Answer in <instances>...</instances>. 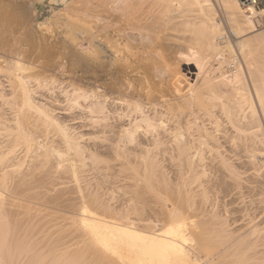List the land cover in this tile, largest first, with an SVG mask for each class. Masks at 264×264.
<instances>
[{
  "label": "bare ground",
  "instance_id": "1",
  "mask_svg": "<svg viewBox=\"0 0 264 264\" xmlns=\"http://www.w3.org/2000/svg\"><path fill=\"white\" fill-rule=\"evenodd\" d=\"M83 1L86 12L73 22L88 29L84 53L98 63L101 48H113L118 80L92 77L79 88L39 77L24 60H0V264H199L186 208L200 204L210 222L204 249L230 242L234 234L210 203L209 187L223 181L214 170L240 186L242 165L257 168L264 158V33L237 42L235 54L217 19L222 14L238 39L255 30L243 0ZM221 44L236 58L232 92L210 87L219 112L203 125L192 112L169 113L168 103L195 101H182L187 91L177 84L187 75L173 69L180 58L225 56ZM23 49L19 56L29 58ZM171 193L176 221L163 208ZM263 254L244 239L215 264H264Z\"/></svg>",
  "mask_w": 264,
  "mask_h": 264
},
{
  "label": "rangeland",
  "instance_id": "2",
  "mask_svg": "<svg viewBox=\"0 0 264 264\" xmlns=\"http://www.w3.org/2000/svg\"><path fill=\"white\" fill-rule=\"evenodd\" d=\"M257 2L258 4L256 5V8H254L253 5L249 4L241 5V11L253 20L256 28L253 31L251 30L250 32H247V34H245V32L240 39L233 35L231 31L232 29H230L231 27L228 26V23L227 25L225 24L227 22V20L223 19L225 17H223L222 14H219L220 16H218V23L221 25L224 24V28L226 30L225 32H227L231 40L230 42L233 45L235 54L239 52L237 42L253 41L255 40V37H257L260 33H264V13L262 12L264 10V1L257 0ZM67 4H70L69 7ZM85 7V1L83 0H67L66 4L60 2L56 3L53 0H0V60L4 61L7 59L6 61L8 62L24 60L31 69L33 68V71H36V74L39 77L42 76L43 78L48 80L58 79L69 84H75L73 86H77L79 88H81V86L82 88L88 87V84L92 82L91 80H93L94 77L101 78L102 82L105 83H110L112 79L118 80L120 71L119 69H121V66L119 62L116 63L118 54L115 53L116 51L113 48H111L110 46L102 47L101 50L105 53V55L100 56V60L98 61V63H95L92 57L86 55V53L90 50V48L88 50H85L89 45L90 35L88 29L86 27L85 29L81 28L79 26V23L77 25V22H73L77 21L76 16H78L79 18L83 16L81 14L83 11L84 13L86 12ZM64 8H68L70 10H66ZM82 8L85 9L83 10ZM253 8L256 10H254ZM72 10L74 11L72 12ZM66 11H70V13L68 12L69 14H67ZM63 12H66V14H64ZM74 12L79 13L75 15ZM71 14L75 16L71 17ZM70 17L73 19L71 20ZM84 20L86 21L85 18ZM240 23H244V18L240 19ZM83 25L85 26V24ZM72 39L76 42H73ZM225 47L226 44H221L220 48L224 49V52L228 51V53L231 54L229 51L232 50L227 49L225 51ZM11 48L14 49L12 50ZM19 48H21V50H19ZM10 49L12 51L11 53L14 54H10ZM22 49L25 50V52L27 50H30L27 53L29 54L31 52L29 55L32 56H29V58H23L22 56H19V52H22ZM85 51L87 52L84 53ZM196 53L198 52L193 53L194 57L192 55L187 56V54L186 57L182 56L183 58H185H180L181 61H178V63L180 62L179 67L175 66V68H173L180 70V74L187 75V81L183 82V84H177L183 90V92L187 91V93L184 92L185 96L182 101L184 99L188 100L190 98H195V101L193 102L194 104L191 103L193 105L185 104L176 106L175 104L173 105L174 102L168 103L169 106L167 107V111L169 113H180L185 110L192 112L193 116H191V118L198 117L197 122L200 125H203L209 124L210 112H213L214 114L219 112V108L210 106V101L207 99L211 93L210 87H217L221 85L223 88H220L227 94H230L234 89V69L231 66L230 62H234L236 57H234L233 53L229 56V54L226 52L224 54L225 56H221V54H219L215 58L213 56L210 57L209 60H207V58H203L202 55H200L198 59ZM9 54L11 56L14 55V57H12L11 59V56ZM77 54H79V56ZM195 55L197 56V58L195 57ZM2 56H4V58ZM201 57L202 61H207V63L200 61ZM249 57V60L255 58L254 55ZM84 59L87 60V62ZM191 60L193 63L190 62ZM193 60L196 62L194 63ZM238 60H240L241 63L242 59L238 58ZM175 62L177 63V59L173 63L176 65ZM223 62L224 64L221 65ZM203 63L207 64H204L206 67L202 66ZM196 64H202L201 68L200 65L198 66ZM43 65L45 66V68H43ZM64 66L67 67L63 68ZM219 67L221 68L218 71L217 68ZM198 68H200V71L202 70V73L198 70ZM190 69L192 70L193 75L189 74ZM169 72L170 71H168V73ZM164 74L165 72L163 73V75ZM172 74L170 75L172 76ZM166 75L167 73L165 74L164 78H168V76L166 77ZM171 76H169V78ZM137 78L139 77L137 76ZM246 78L248 81L247 84L250 87L249 89L252 90L253 88L251 79L249 76H247ZM173 79L174 77L172 76L171 80L173 82H176V80ZM222 81H226L228 86H223L224 82L222 83ZM251 92L253 93L254 91L252 90ZM202 99L203 101H201ZM229 133H231V131H229ZM256 163L258 164L257 168H254L251 165L244 167L242 165L239 171L241 172L242 179H244L242 180V184L240 186H235L228 175L221 176V174L223 173L222 171L214 170L215 174L222 177V182L224 183L221 182L219 183L220 185L218 183L217 185L212 184V186L209 187L211 197L210 203L212 201L211 205H215L214 210L224 217L223 219L227 221L228 230H230L234 234V237L230 242L220 245L218 248H216V250L213 251H207L206 249H204L203 246L205 247L207 236L202 232L205 229L207 230L211 228V226H209L210 222L205 225L207 219L203 214V210L200 207V204L191 205L189 208H186L187 210L185 213V217H187V223L197 228H194V230L196 232L195 237L199 244V256L201 258L199 264H207L206 262H209L208 264H215L216 259L220 255H222L224 252H227V250H230L231 247L239 244L244 239H249L250 242L252 240L253 243L257 242V250L264 253V158H259ZM126 175L128 176L126 177ZM129 175L130 172L125 171L123 174H121V179H119L121 181H124L125 179L124 182L126 183L128 178L131 177V175ZM168 176H170L168 178L171 181L176 180V170H170L168 172ZM174 196L175 195H172L171 193L166 197V200L163 203V208H165V211L169 213L173 220L176 221L179 213L177 214V207L172 202ZM146 209L147 212L149 211L148 208L145 207V215L143 214V216H145V218H147L148 216L151 217L152 214L150 212L146 213ZM208 209L211 210L212 207H209ZM152 219L155 221L156 216H154Z\"/></svg>",
  "mask_w": 264,
  "mask_h": 264
},
{
  "label": "built area",
  "instance_id": "3",
  "mask_svg": "<svg viewBox=\"0 0 264 264\" xmlns=\"http://www.w3.org/2000/svg\"><path fill=\"white\" fill-rule=\"evenodd\" d=\"M242 4H249V5H253L254 8H256V5L258 4L257 0H243Z\"/></svg>",
  "mask_w": 264,
  "mask_h": 264
}]
</instances>
